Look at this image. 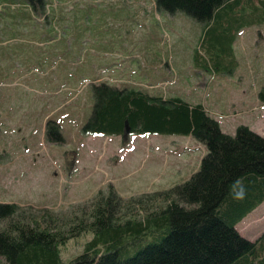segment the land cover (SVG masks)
I'll list each match as a JSON object with an SVG mask.
<instances>
[{
    "label": "rangeland",
    "instance_id": "1",
    "mask_svg": "<svg viewBox=\"0 0 264 264\" xmlns=\"http://www.w3.org/2000/svg\"><path fill=\"white\" fill-rule=\"evenodd\" d=\"M55 2L57 10L46 7L43 15L28 8L30 18L23 6L7 10L9 4H1L0 203H16L23 213L31 207L37 220L44 213L39 209L70 217L109 186L124 199L141 198L199 170L206 147L186 136L134 135L124 143L121 136L83 135L94 106L92 84L100 78L200 103L223 132L233 135L245 125L264 137L258 97L264 87V16L251 15L248 6L236 13L244 19L228 38L235 54L228 73L207 58L205 44L216 26L160 12L156 0ZM250 5L262 8L260 0ZM48 120L61 125L65 141L46 134ZM188 141L189 150L179 153ZM244 220L236 227L254 240L264 232V203ZM91 239L89 233L71 238L60 247L63 261L82 254Z\"/></svg>",
    "mask_w": 264,
    "mask_h": 264
},
{
    "label": "trees",
    "instance_id": "2",
    "mask_svg": "<svg viewBox=\"0 0 264 264\" xmlns=\"http://www.w3.org/2000/svg\"><path fill=\"white\" fill-rule=\"evenodd\" d=\"M27 1L37 15L47 5L57 10L55 0ZM251 1H245L251 15L264 16V0L262 8ZM156 2L160 12L185 13L207 29L216 26L205 44L207 58L212 67L233 72L228 38L244 19L236 14L247 8L241 6L244 0ZM201 65L209 67L205 60ZM92 91L94 106L84 134L192 136L206 147L199 170L141 198L124 199L109 186L70 217L39 209L44 213L37 220L31 207L23 213L15 203H0V264H264V234L252 243L235 228L264 202V138L243 125L227 134L202 105L180 98L165 100L158 93L107 83L92 85ZM258 97L264 104V87ZM47 129L48 135L58 130L53 123ZM87 233L92 239L84 252L65 263L60 247Z\"/></svg>",
    "mask_w": 264,
    "mask_h": 264
},
{
    "label": "bare ground",
    "instance_id": "3",
    "mask_svg": "<svg viewBox=\"0 0 264 264\" xmlns=\"http://www.w3.org/2000/svg\"><path fill=\"white\" fill-rule=\"evenodd\" d=\"M98 15V14H97ZM40 22V21H39ZM245 221V220H244Z\"/></svg>",
    "mask_w": 264,
    "mask_h": 264
}]
</instances>
